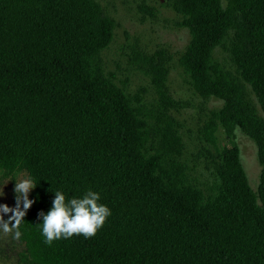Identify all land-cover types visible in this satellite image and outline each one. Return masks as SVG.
<instances>
[{
	"label": "trees",
	"instance_id": "obj_1",
	"mask_svg": "<svg viewBox=\"0 0 264 264\" xmlns=\"http://www.w3.org/2000/svg\"><path fill=\"white\" fill-rule=\"evenodd\" d=\"M190 40L184 82L209 110L188 160L172 110L169 62L143 55L158 100L105 71L116 22L97 0H0V180L37 183L17 229L0 230L11 264H264V0H165ZM141 10L154 19L155 9ZM257 146V191L236 141ZM222 135V139L220 137ZM97 191L111 215L95 235L45 243L38 215L55 190ZM8 213L4 216L7 220Z\"/></svg>",
	"mask_w": 264,
	"mask_h": 264
},
{
	"label": "rangeland",
	"instance_id": "obj_2",
	"mask_svg": "<svg viewBox=\"0 0 264 264\" xmlns=\"http://www.w3.org/2000/svg\"><path fill=\"white\" fill-rule=\"evenodd\" d=\"M97 1L102 6L104 14L116 22L113 41L102 53V60L105 71L114 74L120 86H124L132 93L145 89L146 99L156 102L157 89L146 74L143 55L161 53L163 60L169 62L170 75L167 85L179 108L172 110V113L182 125L187 146L186 156L191 161L200 147L198 132L205 120V114L209 110L220 109L222 102L216 99L204 102L183 80L178 58L189 43L188 30L178 27L180 18L165 7V0ZM144 5L153 7L157 17L152 19L143 12L141 7ZM220 137L222 139V135ZM236 141L250 185L257 191L261 175L257 146L240 129L236 131ZM0 204L10 206L7 184L1 180ZM0 264L11 263L0 258Z\"/></svg>",
	"mask_w": 264,
	"mask_h": 264
},
{
	"label": "clouds",
	"instance_id": "obj_3",
	"mask_svg": "<svg viewBox=\"0 0 264 264\" xmlns=\"http://www.w3.org/2000/svg\"><path fill=\"white\" fill-rule=\"evenodd\" d=\"M13 180L16 205L9 207L7 204H0V230L7 232L11 226L17 229L15 236L19 238L20 223L27 210L35 203V200L29 198V194L37 183L31 177H18ZM52 192L54 198L51 208L38 215L41 222L37 226L45 243L51 244L54 240L68 239L74 235L89 238L96 234L111 215L110 208L100 202L101 196L97 191L88 189L82 196L70 199L59 189ZM8 213L11 215L5 220L4 216Z\"/></svg>",
	"mask_w": 264,
	"mask_h": 264
}]
</instances>
